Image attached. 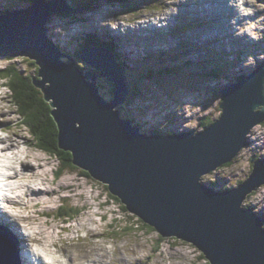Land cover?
I'll use <instances>...</instances> for the list:
<instances>
[{
	"label": "water",
	"instance_id": "95a60500",
	"mask_svg": "<svg viewBox=\"0 0 264 264\" xmlns=\"http://www.w3.org/2000/svg\"><path fill=\"white\" fill-rule=\"evenodd\" d=\"M39 2L2 22L0 51L36 59L42 77L37 84L50 103L58 147L72 154V164L107 186L131 215L162 236L192 243L209 264H264V218L243 207L247 195L264 183L261 163L256 161L243 182L225 191L201 181L230 162L251 129L264 122V67L221 91V115L208 129L140 134L115 110L129 91L121 66L111 55L108 70L89 59L99 74H84L60 62L44 24L49 12L72 9L50 6L42 11ZM97 77L115 81L112 100L100 95ZM1 256L4 264H19L13 250L3 249Z\"/></svg>",
	"mask_w": 264,
	"mask_h": 264
},
{
	"label": "rangeland",
	"instance_id": "374dc122",
	"mask_svg": "<svg viewBox=\"0 0 264 264\" xmlns=\"http://www.w3.org/2000/svg\"><path fill=\"white\" fill-rule=\"evenodd\" d=\"M135 1L137 2L138 0ZM183 1L185 0H165L162 4L157 3L161 2V0H152L149 5L142 7L139 14L143 13L147 19L153 17V13H158L160 17L164 18L167 11L174 14V21L169 27L161 28L149 34L135 33L133 35L134 39L126 43V53L129 56L127 59H131L132 63L137 66L142 65L141 58L147 51L161 49L164 46L166 51L175 50V52H178V45L184 38L192 40L194 42L193 47H196V49L193 48V51L183 54L182 62L186 60L189 62L185 72L180 71L173 76L169 74L155 75L153 80H150L146 85L144 84L143 90L144 94L152 93L154 98L147 99L144 102L142 101L144 96H142L140 100H136L135 102L137 116L143 118L144 126L156 130H159L158 128L178 129L177 127L180 124H183V126L186 124L188 129H195L199 125L196 130L200 131L202 127H200L201 124H197L199 120L201 121L206 115H210L211 117L219 115L220 108H218V105L220 103V95L217 94L216 90L220 88V85H226L229 81H232V76H234L235 72H232L229 78L222 77L211 80V77H209L205 79L206 83H203L199 87L189 86L185 80V75H188L190 71H194L193 73L197 75L202 73L201 66H208L207 69H210L213 66V62L209 60L212 54L219 53L217 55L219 60H232L234 57L232 55L233 52L241 47L242 53L239 59L244 65L248 64V67L244 69L254 68L261 61L257 62V59L264 54V2H258L257 0L238 1L241 8L246 7L247 11L244 10V12L249 15L245 20L248 23L242 24L240 22L237 29V34H245L241 36H244L246 43L243 41L240 44V40L236 39L233 35L236 32L232 31L233 19H230L228 8L215 6L214 9H211L212 3H198L196 5L190 3L184 7L176 5ZM100 2V7L95 14L97 15L101 12L104 17L110 20L107 23L108 25H101L100 28H103V33L108 30L109 33L111 31L117 32L119 24L133 28L140 21L139 17L132 18L131 15L123 18L121 16L114 17L111 12L112 2L109 0H100ZM199 7H204L205 10L200 13ZM204 8L201 9L203 10ZM217 10L220 15H213V12ZM80 12L81 16L87 17L83 22H80L79 17H76L73 22L66 25L56 19V24L53 25L52 23L50 28H60L66 34L76 35L78 40L86 31H93L94 26L103 21L93 14L88 15L82 11ZM176 12H179L178 16L175 14ZM260 12H262V16L259 15ZM187 20L196 21V26L179 37H174L170 34L176 21L182 26ZM120 27L123 31L124 26L121 25ZM158 33H164V36L158 37ZM211 34H219L224 38L219 42L208 40V36ZM100 35L105 36V34ZM52 40L63 47L67 46L69 49L75 48L77 45L75 39L69 44H67L69 38L57 36L56 39ZM166 41L169 43V46L166 45ZM207 42L209 43L207 46L211 49H216L220 46V52L207 53L203 50L201 47ZM234 44H237V46ZM140 50L143 54H139ZM223 51L228 52L223 53ZM247 53H250V55L247 56ZM12 64L18 67L19 62L17 59L0 58V72L5 71L6 69L4 68L10 67ZM20 64L27 69H33L26 62H20ZM158 66H163V64L160 63ZM232 70L237 69L233 67ZM202 75L207 76L206 74ZM1 78L2 76L0 75ZM3 81L0 80V82ZM102 83L105 86L108 82L103 81ZM180 84H184L187 89L180 88ZM155 85H157L156 89H154ZM159 85H161V88H159ZM103 90L105 88L101 87V92ZM167 92L176 96L180 95V98L171 100V108L164 110L157 104L159 99L155 96L157 94L165 96ZM103 94L105 95V91ZM182 98H191L192 100L185 99L181 102ZM135 103L132 105H135ZM144 103H148L150 106L144 107ZM132 113L134 112L132 111ZM188 115L189 117H187ZM0 118H2L0 119V128L7 131L6 144L10 145L9 151L17 159L16 166L18 169L22 170L23 173L34 175L32 176L33 179H36L34 184L38 180L43 182L42 184L34 185V187H46L47 190L53 188L56 191L44 194L42 193L43 190L40 189L42 192H39V195L44 194L41 195L43 199L40 201L37 199V191L31 190L27 199L25 198L27 200L24 202L25 204L23 203L19 208L14 209L15 213L27 214L29 227H32V230H35L39 234L40 244L50 249L52 248L51 245L47 246L52 244L51 242L44 241L46 237L47 239L45 240H53L54 244L57 243L56 249L58 252L55 253L56 257L65 262L75 257V260L80 259L78 261L79 264H87L91 253L93 255L95 253L96 256L106 253V256L108 254L107 264H205L202 251L197 250L192 243L185 242L181 238L162 237L154 227L144 229L132 224L136 223L135 218L138 217L133 214L131 215L128 211H122L116 200L110 196V192L106 191L104 185L99 181L85 177L82 174L80 175L78 167L70 170L64 168V170L58 172L59 163L57 158L52 156L50 151L45 149L40 150L34 147L29 140H26V138H29L35 141L25 126L17 124V110L15 112V106L10 103L8 93L5 95V92L2 90L0 92ZM178 119L182 123H178ZM138 124L142 126L141 123ZM257 124L253 127L254 129L252 128L254 132L251 135L248 146L242 150L243 152L238 154L229 166L225 164V166L215 169L214 173H212L215 176H219L227 186L237 185L238 181H241L249 174L251 168L250 159L251 157L256 158L253 154L262 155L260 153L261 149L256 148L254 144V138L257 135L255 140H260L261 136L264 137V126H260L261 124L257 126ZM7 126H9V130ZM259 126V129H255V127ZM159 132L162 133V131ZM263 142V138L257 142L261 144L259 145L261 148H264ZM209 176L206 175L205 178ZM39 181L38 183H40ZM260 198L264 200V184H261L252 196L245 200L246 203L243 207H252L257 215L264 217V201L260 202ZM63 201L80 209V212L70 218L68 223L63 222L56 215L58 207ZM25 205H27V208H24ZM138 220L140 219L138 218ZM129 225L131 227L127 228L126 226ZM80 229L82 232L77 233V230ZM5 236L13 244L18 253L17 242L7 237L8 235ZM17 236H20V234L17 233ZM68 238L71 240V244L67 243ZM159 238H163L162 243H159ZM4 241L7 245L6 240ZM6 245L3 246L6 247ZM30 250L36 251L35 248H30ZM49 254L52 257L49 258ZM46 255L50 260L56 258L50 252Z\"/></svg>",
	"mask_w": 264,
	"mask_h": 264
},
{
	"label": "trees",
	"instance_id": "16d2710c",
	"mask_svg": "<svg viewBox=\"0 0 264 264\" xmlns=\"http://www.w3.org/2000/svg\"><path fill=\"white\" fill-rule=\"evenodd\" d=\"M13 1V0H12ZM30 2L31 0H27ZM75 4L79 5H85V6H96L100 3V0H74ZM112 1L113 4H119V6H122V8L130 7L129 3L130 0H109ZM89 43H96V40L94 38H91ZM107 44V43H105ZM113 44V43H112ZM110 44L109 48L111 50L114 49V46ZM123 65L125 63L121 62ZM125 67V66H124ZM126 68V67H125ZM37 70L38 68L35 67L33 69V75L28 73L27 71L23 73L15 66L7 67L5 71L0 73V75L6 79L5 83L6 86L11 91V103L15 105V108L19 115L21 116V120L26 127H28L29 131L32 134V137L35 139V141H31L32 145L38 149H45L47 151H50L52 156H55L59 160V169L58 172L61 170L67 169H73L75 166L72 164V154L70 152L61 150L58 148V141H57V127L53 120V117L51 116V107L49 106V103L45 101V99L42 97L41 91L36 87V84L32 81V77H34L35 81H37L39 78L37 77ZM183 69L176 68V69H169L167 73H173L176 74ZM212 75L215 77H219L217 74V69L213 68L211 70ZM147 74L152 73V71H147ZM205 77V76H204ZM200 80L204 81L205 78H203L201 75L198 76ZM242 77H237L238 80H240ZM100 83V82H99ZM132 85V90H130L129 95L127 96L128 99H133V97L140 96V84H137L135 81ZM100 87H104L102 83H100ZM111 90H107L108 92L105 93L106 97L109 95V98L111 97L112 93V86L110 88ZM105 90L102 92L104 93ZM130 96V97H129ZM130 101V102H131ZM220 108V104H219ZM115 110H118V116L122 120H127L131 124L132 127H138L139 124L135 123L132 117V113L130 110H128L127 104H123L120 106H117ZM221 108L219 110V115L217 117H211L210 115H206L199 124L202 127V129H208L211 127L215 121L219 118L221 115ZM158 132V130H156ZM149 134V132H147ZM174 134V133H173ZM231 162L225 163L226 166H229ZM225 164L223 166H225ZM69 168V169H68ZM82 173L84 176L90 178L87 172L82 170ZM246 179V177H244ZM216 179H212L211 182L208 180L201 179L202 182L210 183L209 185H214ZM238 181L237 183H239ZM216 183H218L216 181ZM104 188L106 191H108L107 186L104 185ZM110 196H112L110 194ZM114 200H116V203L122 208V211L127 212V209L123 204H121L120 200L116 196H112ZM246 202L243 203V205ZM249 205V204H248ZM80 212V209L77 207H73L70 204H66L64 201L61 203V205L58 207V212L56 215L61 220H68L74 216H76ZM255 212V211H254ZM257 215V214H256ZM136 216V215H135ZM259 216V215H257ZM131 221V220H130ZM136 223H132L135 226L138 225V227L141 228H149L151 229V226L143 223L142 221L138 220V218H135ZM127 228H130L131 225L126 226ZM159 243H162L163 238H159ZM203 257V255H201ZM205 260V264H209L208 259L203 257Z\"/></svg>",
	"mask_w": 264,
	"mask_h": 264
},
{
	"label": "bare ground",
	"instance_id": "6f19581e",
	"mask_svg": "<svg viewBox=\"0 0 264 264\" xmlns=\"http://www.w3.org/2000/svg\"><path fill=\"white\" fill-rule=\"evenodd\" d=\"M189 1L199 2L201 0H186L185 3H189ZM212 1H219V0H212ZM245 1L247 2L248 0H245ZM226 2H228L226 4V7L228 9H229V7L231 8V12H232L231 13L232 14L231 17L232 18H237V21H240L242 24L248 23V22L245 21L247 16L244 15V10H246V7L241 8V6L238 4L237 0H226ZM211 9H213V7ZM166 14L167 15H166L165 19H168L169 18V13H166ZM213 15H217V11H214ZM259 15L262 16L263 15L262 12H260ZM155 19H156L155 16L153 18H150V19H142L138 23L136 28H134V29H137L139 27H145V28L152 29L154 31V30H156ZM108 22L109 21H102V22H99L98 24H96L94 26V28H93V31H94L93 33H95L96 35H100L101 33H103V31H102L103 28H100V27L103 24L108 25L107 24ZM120 26L121 25L118 26V30L122 31ZM105 33H107V31H105ZM240 35H244V34H239V35H237V37L240 38L241 37ZM52 41H54V40H52ZM191 41L192 40H190L189 42H191ZM67 44H69V42H67ZM64 47H66L68 49L67 46H64ZM185 50L188 51L190 49L186 48ZM188 52H190V51H188ZM254 64H256V63H254ZM237 67H238V69H241L242 68V64L239 63ZM177 121H178V123H180V122L182 123V121L180 119H178ZM180 126L182 128L185 127V126H183V124L180 125ZM260 126L259 127H255V129H257V128L259 129ZM3 141H4V139L0 138V143L3 142ZM9 146H10L9 144L0 145L1 151L3 153V155L0 154V160L1 159H5L3 161V162H5L4 167L7 170H9V172L7 174L3 175V179L5 180V186H6L7 192L12 194V196L11 197H6V200H7L6 209L4 210V212L0 211V216L2 217L4 223L8 222V223L14 225L13 227L15 229L23 228L27 233L24 234V236H22V234L19 231H17V233L20 234V236H17V234L15 233V230L13 228L8 229V228H5V227H3L4 228V232L3 233H5V235H8L9 237L12 236L18 242L19 249H20L19 254L21 253L24 261H26L27 264H32V260H31V257L29 255V254H32V252H33V251L30 250L31 247L28 248V250L26 248L25 249H23V248L25 247V242L26 243H35V242H39L40 243L41 242L40 241V236L35 230H32V227H29L27 214L13 213L14 212V208H17L18 206H20V201L18 202V199H21V198H26L27 199L28 194H29V192H31V190H36L37 191V193H38L37 199L40 200V201H41V199H43L41 195L48 194V192H50V191L51 192H56V191L53 188L50 189V190H47L46 187H37V186L34 187V185L42 184L43 182L38 180L40 183H38V181H37L34 184V182L36 181V179L35 178L33 179V177H32L34 175L28 174V173H25V172L23 173L22 170L18 169V167L16 166V164H17L16 163L17 162L16 157L15 156H8V153H11L9 151ZM258 147L261 148V146H258ZM24 166H26V165H24ZM40 189H42L43 192ZM39 192H42L44 194L39 195ZM259 201L263 202L264 200L260 198ZM12 207H13V209H12ZM24 208H27V205H25ZM33 232H35V233H33ZM5 235L3 234L1 236H4V238L7 241H9L6 238ZM45 239H47V237L44 238V241L52 243V244H49L47 246L55 245L53 240L47 241ZM48 257L50 258V257H52V255L49 254ZM107 259H108V254L106 256V253L105 254L101 253V254H98L97 256H96L95 253H94V255H93V253H91V256H90V260L94 264H107L108 263ZM73 260L74 259H71L69 263H64L63 261L61 262L59 259L55 258L53 260H50L51 261L50 263L51 264H77V263H73Z\"/></svg>",
	"mask_w": 264,
	"mask_h": 264
},
{
	"label": "snow or ice",
	"instance_id": "6c2138e0",
	"mask_svg": "<svg viewBox=\"0 0 264 264\" xmlns=\"http://www.w3.org/2000/svg\"><path fill=\"white\" fill-rule=\"evenodd\" d=\"M0 119H2V118H0Z\"/></svg>",
	"mask_w": 264,
	"mask_h": 264
}]
</instances>
